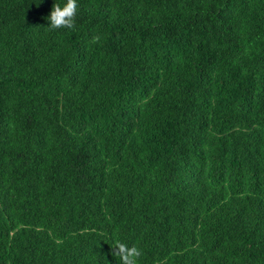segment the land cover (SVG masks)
Wrapping results in <instances>:
<instances>
[{
	"label": "trees",
	"instance_id": "16d2710c",
	"mask_svg": "<svg viewBox=\"0 0 264 264\" xmlns=\"http://www.w3.org/2000/svg\"><path fill=\"white\" fill-rule=\"evenodd\" d=\"M65 2L0 0V264H264V0Z\"/></svg>",
	"mask_w": 264,
	"mask_h": 264
},
{
	"label": "clouds",
	"instance_id": "9594fccd",
	"mask_svg": "<svg viewBox=\"0 0 264 264\" xmlns=\"http://www.w3.org/2000/svg\"><path fill=\"white\" fill-rule=\"evenodd\" d=\"M78 7L77 0H66L63 5L54 3L47 17L49 21L48 27L51 30L60 28L73 29ZM112 249L113 256L119 257L120 264H137L139 258L143 255L142 250L136 245L129 246L120 241H115Z\"/></svg>",
	"mask_w": 264,
	"mask_h": 264
}]
</instances>
